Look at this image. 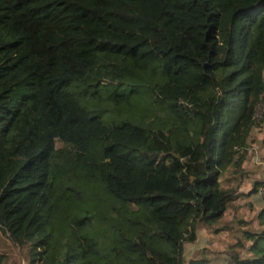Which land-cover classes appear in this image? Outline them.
Here are the masks:
<instances>
[{
  "label": "trees",
  "instance_id": "16d2710c",
  "mask_svg": "<svg viewBox=\"0 0 264 264\" xmlns=\"http://www.w3.org/2000/svg\"><path fill=\"white\" fill-rule=\"evenodd\" d=\"M261 107L264 0H0V231L25 264H264Z\"/></svg>",
  "mask_w": 264,
  "mask_h": 264
},
{
  "label": "rangeland",
  "instance_id": "374dc122",
  "mask_svg": "<svg viewBox=\"0 0 264 264\" xmlns=\"http://www.w3.org/2000/svg\"><path fill=\"white\" fill-rule=\"evenodd\" d=\"M15 105V101L11 103V106ZM257 127L253 131V138L251 140V149L249 150L248 156L249 169H258L259 175L264 177V108L261 107L257 114ZM252 171V170H249ZM255 204V212H258L264 205V189L253 198ZM197 239L194 243H185V257L186 261H189L195 251L200 250L204 247L217 246V240L212 235V232L200 222L195 224ZM0 245L3 252L10 256L11 264H25L19 254V250L15 247L8 237L0 231Z\"/></svg>",
  "mask_w": 264,
  "mask_h": 264
}]
</instances>
